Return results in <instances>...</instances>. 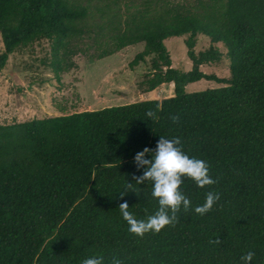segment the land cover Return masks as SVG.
Instances as JSON below:
<instances>
[{"label": "trees", "instance_id": "16d2710c", "mask_svg": "<svg viewBox=\"0 0 264 264\" xmlns=\"http://www.w3.org/2000/svg\"><path fill=\"white\" fill-rule=\"evenodd\" d=\"M102 2L93 10L118 19L94 58L142 44L127 69L149 60L144 92L172 84V95L0 125V264H82L93 255L104 264L114 256L123 264H243L249 251L251 264H264V0H141L132 11L125 5L121 20L117 0ZM91 3L0 0V71L16 49L42 39L56 80L75 68ZM197 35L209 46L195 53ZM181 37L187 72L171 67L163 46ZM215 44L224 50L227 78L199 69L220 61ZM200 80L222 86L184 92ZM149 109L157 120L146 116ZM160 136L178 137L218 183L201 189L183 178L191 208L181 209L175 226L141 238L129 232L119 205L126 201L138 220L158 209L152 182L137 185L133 175L144 171L135 154L155 150ZM127 182L137 193L121 199ZM208 191L220 200L198 215ZM217 237L220 244L209 243Z\"/></svg>", "mask_w": 264, "mask_h": 264}, {"label": "rangeland", "instance_id": "374dc122", "mask_svg": "<svg viewBox=\"0 0 264 264\" xmlns=\"http://www.w3.org/2000/svg\"><path fill=\"white\" fill-rule=\"evenodd\" d=\"M76 1L83 3L84 0ZM140 2L141 0H117L119 15L123 14L125 5L132 11L134 7H139ZM102 3V0H92L89 17L85 20L88 33L76 40L81 53L72 57L75 68L59 74L57 80L48 66L50 50L46 40L18 48L8 56L0 71V125L138 101H159L172 95L171 84L144 92L141 80L148 71L149 60L146 59L133 70L127 69V63L142 49L140 44L126 47L100 60L94 58L95 53L103 48L102 38L106 36L108 27L115 25L118 19L110 14L106 18L104 14L93 10V6L102 7ZM123 16L124 14L120 20ZM182 40L183 37L170 38L163 41V46L169 55L171 67L187 72L190 63L185 57ZM208 46L207 38L196 36L193 49L195 53ZM214 47L222 54L220 61L217 64L202 65L199 69L202 73L212 74L217 78H227L224 50L219 44ZM220 86L222 85L200 80L187 84L184 92L188 94Z\"/></svg>", "mask_w": 264, "mask_h": 264}, {"label": "clouds", "instance_id": "9594fccd", "mask_svg": "<svg viewBox=\"0 0 264 264\" xmlns=\"http://www.w3.org/2000/svg\"><path fill=\"white\" fill-rule=\"evenodd\" d=\"M146 116L151 120H157V113L151 109L146 112ZM169 119L173 124L180 121L179 114H172ZM181 140L177 138L168 139L160 136L155 150L147 147L143 151L137 152L134 156V163L138 170L144 169L141 176L133 175L135 184L142 185L145 181L152 182L151 195L158 201V209L146 220H138L129 212L127 202L119 205L120 213L127 222L129 232L135 236L143 238L145 234L159 233L167 226H175L178 223L177 214L183 210L187 212L191 208V201L181 191L180 186L183 178L195 182L196 186L203 189L210 187L218 180L210 175L209 164L201 159L189 157L182 150ZM150 158H147L149 157ZM128 192H136L133 183L127 182L126 191L120 193V198ZM137 193V192H136ZM220 200V194L208 191L205 195V202L195 207L194 211L198 215H205L213 209V206ZM212 244H220L219 237L209 241ZM254 253L249 251L241 257L243 264H251ZM82 264H104L103 255H93L85 258ZM111 264H123L118 257L111 259Z\"/></svg>", "mask_w": 264, "mask_h": 264}, {"label": "crops", "instance_id": "0c3cea01", "mask_svg": "<svg viewBox=\"0 0 264 264\" xmlns=\"http://www.w3.org/2000/svg\"><path fill=\"white\" fill-rule=\"evenodd\" d=\"M135 45H137V44H135ZM141 46H142V44H140ZM132 46H134V45H132ZM127 47H129V46H127ZM126 48V47H125ZM172 85V84H171Z\"/></svg>", "mask_w": 264, "mask_h": 264}]
</instances>
